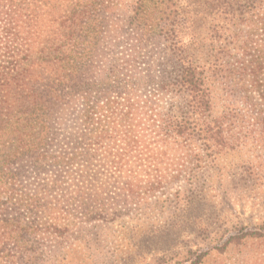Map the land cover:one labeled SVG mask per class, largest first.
Wrapping results in <instances>:
<instances>
[{
	"label": "trees",
	"instance_id": "trees-1",
	"mask_svg": "<svg viewBox=\"0 0 264 264\" xmlns=\"http://www.w3.org/2000/svg\"><path fill=\"white\" fill-rule=\"evenodd\" d=\"M250 144L264 147V0H0V264L114 263L119 229L156 264L264 240L248 219L197 218L204 245L150 256L186 217L139 221L198 207L219 157Z\"/></svg>",
	"mask_w": 264,
	"mask_h": 264
},
{
	"label": "rangeland",
	"instance_id": "rangeland-1",
	"mask_svg": "<svg viewBox=\"0 0 264 264\" xmlns=\"http://www.w3.org/2000/svg\"><path fill=\"white\" fill-rule=\"evenodd\" d=\"M218 162L221 166L212 170L216 178L212 180L209 193L205 195L198 207L194 205V209L192 207L186 213H179L176 216H170L171 212H161L150 207L147 209L146 216L139 219V221H145L142 228L146 231H141V233L147 234L152 227L182 221L183 217H186L185 227L180 228L182 223H177L173 227H166L162 233L153 234L156 241L162 240L164 244L148 248L146 250L148 255H159L160 251L161 254L172 255L174 253L173 245L182 250L181 247H178L181 240H188L189 244L202 243L201 245H204L203 239L196 236L197 229L193 225V220L197 218L217 223V225L225 223V221L237 220H244L245 223L250 220V223L264 225V147L250 144L243 151H230L221 155ZM237 165L242 167L238 169ZM220 177L222 180H219ZM237 177L240 180L236 185L234 181ZM175 188L177 186L174 185L171 191ZM223 220L224 222H222ZM215 227L217 226L213 225L212 228ZM127 232L128 230L119 229L114 233L112 247L116 250L120 260L110 264H146L148 262L156 264L152 262L151 257L146 256L147 258L144 260L143 257L132 253L131 246L127 244ZM252 241L250 240L246 246L236 245L226 254L213 252L207 264H264V240ZM146 246L147 244L143 245V249H146ZM88 253V250L85 249L81 250L79 254L72 252L67 257L69 260L67 264H91L87 257Z\"/></svg>",
	"mask_w": 264,
	"mask_h": 264
}]
</instances>
